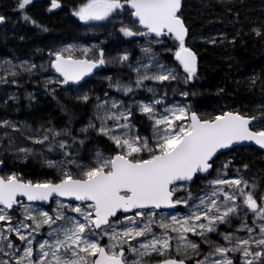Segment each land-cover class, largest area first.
Returning a JSON list of instances; mask_svg holds the SVG:
<instances>
[{
    "label": "snow or ice",
    "instance_id": "6c2138e0",
    "mask_svg": "<svg viewBox=\"0 0 264 264\" xmlns=\"http://www.w3.org/2000/svg\"><path fill=\"white\" fill-rule=\"evenodd\" d=\"M32 3L17 0L25 21L31 18L24 10ZM60 6L59 0H51L49 11ZM126 8L131 10L133 26L121 22L119 32L124 37L174 40V58L184 75L161 63L148 47L142 49L146 62L137 60L135 66L128 63L127 52L114 58L137 75L128 83L105 77L110 88L125 96L144 89L153 96L147 103L133 99L127 104L108 93L103 99L96 97L94 119L80 131L106 137L116 150L112 156L99 148L89 150L87 135L84 139L73 136L69 143L57 139L70 134L67 129L44 128L40 135L28 125L21 131L15 122L0 119V129L20 132L32 144L44 145L39 150L14 147L19 138L5 131L0 133V147L7 139L5 152L14 153L22 163L40 157L43 166L57 173L42 181L25 180L15 172L0 175V264H264V189L257 195L258 186L240 176L239 169L235 178H228L225 170L231 160L214 168L219 155L246 142L264 149V123L261 130H254L250 125L259 117L239 111L203 119L189 99L195 93L179 92L185 103H165L167 92L160 96L157 89L145 84L178 80L187 84L197 78V55L186 46L189 29L180 15L182 0H86L72 15L87 24L118 18ZM4 19L0 16V24ZM208 42L216 43L215 39ZM94 49L66 46L49 53L53 59L48 68L41 65V70L51 69L58 75L45 83L81 85L94 70L113 62L103 49ZM35 68L28 62L14 65L4 60L0 83L16 84L8 77L33 74ZM173 94H177L175 89ZM25 99L32 102L35 97L28 93ZM75 99L88 103L91 97L84 92ZM9 100L18 103L19 97L9 95L0 108L7 107ZM137 114L149 122L150 136L137 127ZM73 145H79L75 152L70 150ZM81 148L90 151V162L79 156ZM56 150L62 157L59 160L44 155ZM5 165L6 158H0V169ZM213 172L216 175L209 179ZM197 181L207 183L197 186ZM37 203L55 207L44 210L35 207ZM181 208L185 210L182 214L177 211ZM13 210L19 214L15 223ZM105 238L108 242L101 244Z\"/></svg>",
    "mask_w": 264,
    "mask_h": 264
},
{
    "label": "trees",
    "instance_id": "16d2710c",
    "mask_svg": "<svg viewBox=\"0 0 264 264\" xmlns=\"http://www.w3.org/2000/svg\"><path fill=\"white\" fill-rule=\"evenodd\" d=\"M84 2L86 0H59L61 6L50 13L51 0H33L24 10L31 19L25 21L17 9V0H0V14L13 16L25 32L23 42L15 38L10 39L11 44L19 47L32 44L47 46L52 39L69 38L75 34L81 23L76 22L72 13ZM180 15L189 29L186 46L192 48L199 58L197 78L187 84L182 83L185 91L196 94L189 97L193 110L203 119L223 111H239L264 119L260 116L264 111L261 107L264 106V0H182ZM254 29L261 35H257ZM95 39L100 41L102 36ZM212 39H215V44L208 42ZM176 47V42L166 37L154 49L168 62H176ZM119 74L115 78L129 82L126 75ZM22 89L26 91L24 86ZM220 89L223 91L219 92ZM55 102V114H62L71 129L87 116L83 106L59 100ZM71 137L69 143L72 142ZM77 147L79 145H73L70 150L75 152ZM230 154L232 163L227 172L231 176H236L237 169L242 177L256 174L259 179L262 176L255 181L258 194L264 183L261 151L254 147L236 148L219 155L214 168L219 167L220 159ZM53 155H60L59 150L53 151ZM245 164L247 169L243 167ZM28 168L29 164L20 170Z\"/></svg>",
    "mask_w": 264,
    "mask_h": 264
},
{
    "label": "rangeland",
    "instance_id": "374dc122",
    "mask_svg": "<svg viewBox=\"0 0 264 264\" xmlns=\"http://www.w3.org/2000/svg\"><path fill=\"white\" fill-rule=\"evenodd\" d=\"M58 9V8H57ZM53 9L51 12L56 11ZM130 9H125L124 12L119 13L118 18H110L107 21L101 22H89L87 24L80 21L81 25L76 27V32L73 36L61 39H52L48 41L47 46H40L32 44L30 46H17L10 43V39L19 38L20 42L24 41L25 32L21 24L13 16H4L5 23L0 26V63L4 60H10L12 64L19 65L22 62H28L36 65L33 74L22 72L17 77L9 76V81L15 79L16 84L11 82L9 83H0V104L8 98L9 95L15 94L19 97V102L8 101V105L5 108H0V119H7L16 123L17 127L21 128L23 131V126H30L34 132L39 130V134L43 135L44 128H55L56 130L67 129V133L62 134L57 139L68 140L71 136H75L79 139H84L85 135L88 136V139L85 141L87 148L91 151H95L96 148L102 150L106 155L112 156L115 154V147L107 140L106 137L98 136L94 131H90L85 134L80 130L88 125V122L94 119V104L96 102V97L105 98L104 94L108 93L109 97L112 99L121 100L123 102L131 103L133 99L138 102H150L153 96L152 93L147 92L144 89H138L134 93L129 94L128 96L123 95L121 92H117L114 89L109 87V81L105 77H113L126 75L128 80L134 81L136 78V73L133 72L126 65H120L114 62V58L118 55L127 52L129 54V62L135 66L137 60H143L146 62L147 57L142 52V49L145 47L151 48L152 53L158 58V60L169 67H176L179 69L178 62H168L158 51H155L154 46L160 45L163 40L152 36H136V37H124L122 33L119 32L121 22L124 25L133 26V18L129 15ZM79 21L76 17V22ZM135 27H138L136 25ZM135 30V29H134ZM96 36H102L100 41L95 39ZM160 40L161 43H150V41ZM66 46L76 47H93L95 46V51L103 49L107 57L112 59L113 62L109 63L105 67H102L98 73L92 76L89 80L82 83L81 85H57V84H46L45 81L51 77H57L54 70L49 69L48 71L41 70V65H44L45 68H48L49 62L53 57L49 55L51 52L61 50ZM76 55L79 56L80 53L76 52ZM91 55V54H90ZM175 59V58H174ZM7 67V65H4ZM19 71V69H17ZM180 74H182V69H179ZM0 75H4L3 69H0ZM62 79V78H61ZM128 83V82H126ZM186 84L182 80L173 81L171 83L166 82L164 85L156 84L153 81H145V84L149 87H153L158 90L160 96H164V93L167 92V96L164 97L165 103H185L184 97L180 96L178 93L185 91V88L182 87ZM26 89L24 92L22 87ZM55 89L56 91L52 93L50 90ZM48 89V90H46ZM176 90L177 94H173V90ZM87 92L91 97L88 103H83L75 99L78 94ZM28 93H32L35 99L32 102H29L25 99V96ZM55 97V98H54ZM55 100L70 102L79 106H83L87 110V116L84 120L76 123L75 127L71 129L70 125L67 124L66 118L60 113L55 114L54 110L56 109ZM157 107H160L159 105ZM264 122V119H263ZM98 123V122H97ZM135 123L140 129V132L144 135H151V129L149 128V122H147L143 117H140L137 114ZM43 126V127H41ZM254 130H261V124L254 127ZM9 132L11 136L18 137L17 144L14 147L27 146L33 149H42L44 145L32 144L29 140L24 139L20 132H13L11 129H0V133ZM50 138L51 134L49 133ZM8 147L7 139L4 140L3 146L0 147V158H6V165L0 171V175H7L12 172L17 173L25 180L32 181H42L46 179H53L57 173L55 169H49L41 163V158H30L26 163H22L16 159L14 153H7L5 149ZM44 155L48 156L49 159L59 160L61 159L60 155H53V152H45ZM79 156L83 158L85 163L90 162L92 156L90 151H86L81 148ZM261 157L264 158V153L261 152ZM232 159V155H227V158L220 159V164L218 168H221L224 163ZM27 164L30 165V168L20 170L23 166ZM75 171V169L73 168ZM227 171V170H225ZM216 175L215 172L212 173L211 179ZM260 175V174H258ZM236 176H231L228 173V178H235ZM246 179L249 184H256L255 181L262 178V176L257 179V175L253 174L249 177H243ZM202 183H207V181H199L197 186H202ZM261 189H264V183ZM247 191V189H246ZM258 191V187L257 190ZM261 191V190H260ZM260 191L257 195L260 194ZM69 203V202H66ZM35 207L42 208L44 210H50L54 208L55 205L41 206L34 205ZM179 213H183L185 210L183 208L177 210ZM12 215L14 217V223L19 219V214L16 210H13ZM75 215V214H72ZM225 226H221L223 229ZM42 231H46L42 230ZM214 239H219L215 234H211ZM239 235L244 236V233ZM192 239H197L191 237ZM37 239H41V236H38ZM19 243V241H16ZM101 244H106L108 241L105 238L100 241ZM203 249H207V245H201ZM238 255V254H237Z\"/></svg>",
    "mask_w": 264,
    "mask_h": 264
},
{
    "label": "water",
    "instance_id": "95a60500",
    "mask_svg": "<svg viewBox=\"0 0 264 264\" xmlns=\"http://www.w3.org/2000/svg\"><path fill=\"white\" fill-rule=\"evenodd\" d=\"M0 16H1V15H0ZM93 22H96V23H97V21H93ZM99 22H101V21H99ZM4 23H5V20H4V22H3L2 24H0V26L3 25ZM164 38H165V37H160V38H158V39H164ZM190 49L193 50L192 48H190ZM193 51H194V50H193ZM194 52H195V51H194ZM195 53H196V52H195ZM196 55H197V53H196ZM197 61H198V65H199L198 56H197ZM100 69H101V68L94 70L93 75L88 76V77H85V80L82 81L81 84L84 83V82H86L87 80H89V79H90L92 76H94L96 73H98ZM56 75H58V74H56ZM68 85H69V86H70V85L78 86L77 84H68ZM197 114H198V113H197ZM198 115H199V114H198ZM262 122H263V119H262V118H259L257 121H254L253 124L250 125V127L252 128L253 126H256V125H258V124H260V123H262ZM240 147H255L256 149H258L259 151H261V152L264 153V149H260L258 146H256V145L253 144V143H247V142H246V143L243 144V145L236 146V148H240ZM229 151H231V150H226L224 153H227V152H229ZM2 169H3V168H2ZM2 169H0V171H1ZM21 199H23V198H21ZM65 202H69V203H79V202H73V201H65ZM36 205L49 206V204H39V203H37Z\"/></svg>",
    "mask_w": 264,
    "mask_h": 264
}]
</instances>
